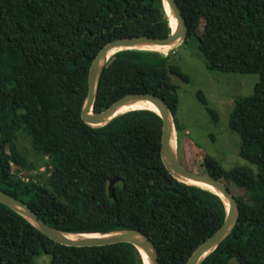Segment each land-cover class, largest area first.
Here are the masks:
<instances>
[{"label": "trees", "instance_id": "obj_1", "mask_svg": "<svg viewBox=\"0 0 264 264\" xmlns=\"http://www.w3.org/2000/svg\"><path fill=\"white\" fill-rule=\"evenodd\" d=\"M177 2L188 24L183 44L196 39L210 70L260 76L252 95L236 99L229 120L242 138L241 157L257 171L226 168L196 142L184 144L175 118L185 166L224 181L241 207L231 234L202 264H264V0ZM171 31L163 0H0V190L60 230H139L155 242L159 264H187L223 225V199L169 172L162 158L163 119L155 111H128L101 127L82 119L89 71L104 46ZM175 52H117L102 73L94 111L129 94L154 93L176 115L180 86L172 77L186 83L191 77L174 63ZM198 98L218 123L220 114L202 91ZM22 135L35 159L20 145ZM42 163L47 173L33 175ZM42 253L52 256L50 264H145L128 242L58 243L0 202V264H36Z\"/></svg>", "mask_w": 264, "mask_h": 264}, {"label": "water", "instance_id": "obj_2", "mask_svg": "<svg viewBox=\"0 0 264 264\" xmlns=\"http://www.w3.org/2000/svg\"><path fill=\"white\" fill-rule=\"evenodd\" d=\"M163 2L169 20L171 17L176 20V28L174 30L172 29L171 34L164 38L149 36L121 37L112 40L104 46L94 59L89 71L88 93L82 108V119L88 125L101 127L109 124L117 116L128 112H120L126 106H132L140 102H148L155 106L156 110L150 108L141 109L155 111L163 119L162 158L169 172L176 179L187 184L198 186L189 182L193 181L212 187L215 191L203 187L201 188L212 191L220 196L226 205V217L221 228L195 250L187 263L202 264V262L231 234L240 219L241 207L234 193L221 179L208 173L192 171L181 162L178 154V134L175 115L169 104L161 96L154 93H133L122 97L104 111H94L102 73L110 59L117 52L127 49L160 52L151 48L166 46L173 47L172 50H174L180 47L186 40L188 35V24L177 0H163ZM170 26L172 28L171 21ZM174 140L176 141V146H174ZM118 181L119 178L117 177L110 180L109 194L111 198H115V185ZM0 202L22 215L43 234L58 243L68 246L85 247L128 242L133 244L141 252L144 262V254H146L149 264H159V253L155 242L147 234L139 230L123 229L108 233L67 232L49 225L26 203L2 190H0ZM86 234H99L100 236L85 237L84 235ZM73 235L77 237L74 238L72 237Z\"/></svg>", "mask_w": 264, "mask_h": 264}, {"label": "rangeland", "instance_id": "obj_3", "mask_svg": "<svg viewBox=\"0 0 264 264\" xmlns=\"http://www.w3.org/2000/svg\"><path fill=\"white\" fill-rule=\"evenodd\" d=\"M174 63L181 66L182 70L191 77V82L186 83L177 77L173 81L180 86L179 106L175 118L182 128V139L196 142L201 149L215 157L226 168L248 166L257 171V166L240 155L242 144L241 136L229 127L231 111L236 99L247 97L254 93V88L260 79L258 74H242L236 72H223L210 70L205 57L200 52L198 41L191 39L187 43L174 49ZM171 52V51H170ZM202 91L209 101V106L220 114L218 123H214L211 115L200 99L198 92ZM20 145L26 150L29 157H35V151L30 140L21 136ZM185 147V145H183ZM178 147L179 158L184 165V151ZM204 153V151L202 152ZM35 159V158H34ZM188 160V159H187ZM14 169L15 166H14ZM47 173V165L39 164L32 174ZM52 256L42 253L35 259L36 264H50ZM230 264H239L236 259H231Z\"/></svg>", "mask_w": 264, "mask_h": 264}, {"label": "bare ground", "instance_id": "obj_4", "mask_svg": "<svg viewBox=\"0 0 264 264\" xmlns=\"http://www.w3.org/2000/svg\"><path fill=\"white\" fill-rule=\"evenodd\" d=\"M170 21H171L172 29L174 30L176 28V20L173 17H171ZM172 48L173 47L166 46V47H152L151 49L158 50V51L162 52L163 54L167 55V54L170 53ZM141 108H150V109L156 110L155 106H153L151 103L140 102V103H137V104L132 105V106H126L120 112H126V111H129V110L141 109ZM174 146H176V141L175 140H174ZM189 182L192 183V184H196V185H198L200 187L207 188V189L215 191L212 187H210L208 185L197 183V182H193V181H189ZM84 236L85 237H96V236H100V235L99 234H86ZM72 237L75 238L77 236L73 235ZM144 257H145V264H149L148 256L146 254H144Z\"/></svg>", "mask_w": 264, "mask_h": 264}, {"label": "built area", "instance_id": "obj_5", "mask_svg": "<svg viewBox=\"0 0 264 264\" xmlns=\"http://www.w3.org/2000/svg\"><path fill=\"white\" fill-rule=\"evenodd\" d=\"M23 180H25V181H29L30 180V177H28V176H26V175H23ZM36 180V179H35Z\"/></svg>", "mask_w": 264, "mask_h": 264}]
</instances>
